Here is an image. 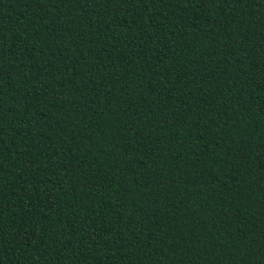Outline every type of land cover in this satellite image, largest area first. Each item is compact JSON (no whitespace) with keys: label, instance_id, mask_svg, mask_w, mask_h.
<instances>
[{"label":"trees","instance_id":"1","mask_svg":"<svg viewBox=\"0 0 264 264\" xmlns=\"http://www.w3.org/2000/svg\"><path fill=\"white\" fill-rule=\"evenodd\" d=\"M0 264H264V0H0Z\"/></svg>","mask_w":264,"mask_h":264}]
</instances>
